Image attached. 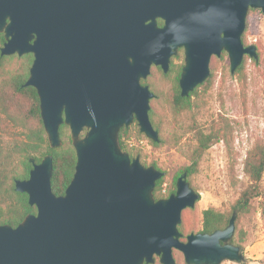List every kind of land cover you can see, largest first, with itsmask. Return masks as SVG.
Instances as JSON below:
<instances>
[{
  "label": "water",
  "instance_id": "1",
  "mask_svg": "<svg viewBox=\"0 0 264 264\" xmlns=\"http://www.w3.org/2000/svg\"><path fill=\"white\" fill-rule=\"evenodd\" d=\"M251 9L264 14V0H0V54L33 55L25 86L38 93L49 146L63 145L66 125L77 157L63 196L52 191L53 156L30 158L15 190L37 213L17 227L0 224V264H176L174 250L186 264L246 263L232 242L237 212L223 230L181 241L182 212L200 194L184 172L176 193L157 200L166 173L131 158L119 135L136 122L160 142L155 93L142 81L153 67L167 74L181 50L182 97L210 77L213 57L226 53L231 75L245 56L258 60L257 47L242 42Z\"/></svg>",
  "mask_w": 264,
  "mask_h": 264
},
{
  "label": "rangeland",
  "instance_id": "2",
  "mask_svg": "<svg viewBox=\"0 0 264 264\" xmlns=\"http://www.w3.org/2000/svg\"><path fill=\"white\" fill-rule=\"evenodd\" d=\"M246 23L247 27L242 37L245 36L247 45L256 44L263 56L264 14L258 10L250 11ZM173 59L175 65H184L183 51ZM12 67H14L13 63L7 65V69ZM211 67L215 70L214 86L205 96L207 104L203 109L180 114L174 113L167 102L173 91L174 75L164 79L158 70L152 68L147 80L162 93V98L156 101L152 99L150 102L151 110H154V118L160 127L159 146H154L152 141L141 134L136 124L128 128L130 132L127 143L134 149V158L140 156L145 166L156 165L160 171L166 173L161 192L167 194L180 171L191 165L190 156L196 147L197 132L199 130L207 132L211 123L221 116L231 120L235 130L232 149H229L224 142L211 147L204 154L198 171L188 179L191 187L200 194V200L195 208L185 209L182 212V222L179 226L184 227L185 236L202 231L204 210L214 207L228 213L232 209L240 192L249 185V179L244 173V160L254 145L264 144L262 64L257 65L253 59H248L246 91L241 89L238 80L231 75L230 63L226 65L222 56L213 57L210 69ZM14 138L13 130L5 128L0 123V153L1 148L10 146ZM8 174V170L0 165V177L3 178ZM261 200L258 198L253 202V215L240 224L247 233V240L240 244L247 259L244 264H264V217ZM173 254L176 264H186L181 252L174 250ZM155 264H161L158 257ZM222 264L238 263L226 261Z\"/></svg>",
  "mask_w": 264,
  "mask_h": 264
},
{
  "label": "trees",
  "instance_id": "3",
  "mask_svg": "<svg viewBox=\"0 0 264 264\" xmlns=\"http://www.w3.org/2000/svg\"><path fill=\"white\" fill-rule=\"evenodd\" d=\"M250 11L254 10L251 9ZM4 42V35L0 34V49ZM242 42L245 47L249 46L245 42V36L242 37ZM253 45L257 47L259 55V59H253V61L255 64L261 63L263 66L264 91V54L262 56L258 46L256 44ZM248 59L251 58L249 56L244 57L243 63L234 75L243 91H246L248 86V71L246 67ZM33 60L32 54L22 57L18 55L1 56L0 54V123L5 128L13 130L15 135L12 144L5 149L1 148L0 153V165L5 167L9 172L5 177H0V224H8L12 227H17L27 215L37 213V208L29 204L28 195L16 192L15 190L16 180H25L30 176V171L33 169L30 158H34L36 163H40L46 155L53 156L51 186L56 196L65 195L74 177L77 162L76 152L71 141L70 129L66 125H62L60 128L63 145L56 149H52L49 146L41 117L38 93L35 88L25 86ZM222 60L226 62V65H229V58L226 53H223ZM12 63L14 67L7 69V65ZM182 67L183 64L175 65L174 59H172L171 67L167 74L160 67H153L155 70H158L164 79H168L174 75L173 91L170 93L167 102L170 109L176 114L194 109H203L207 104L205 103V96L214 86L215 70L211 67V76L206 82L200 85L188 97H182L179 86ZM143 83L148 85L155 93V98L152 101L162 98V93L149 80ZM150 119L154 128L160 131V127L154 118L153 109L150 111ZM234 131L231 120L224 116L214 120L207 132L199 130L196 134V147L190 156L191 165L180 171L167 194L161 192L164 179L162 178L157 181L154 191L156 199L166 198L176 193V181L180 174L187 172L188 179H190L198 171L204 154L211 147L224 142L229 149H232ZM129 132L128 128H122L119 142L122 149L127 151L131 158H134V149L130 148L127 143ZM152 144L159 146L158 143L153 142ZM155 167L160 170L156 165ZM244 173L249 179V185L240 192L238 199L228 213H224L214 207L204 210L202 213L201 232L212 234L217 230L226 228L233 213L237 212L236 234L232 242L238 246L247 240V233L240 227V224L242 221L251 218L254 211L253 202L258 198L262 199L261 208L264 217V144L257 143L248 152L244 160ZM179 231L183 234L181 241L185 242L188 235H184V227L179 226ZM240 247L243 251V247Z\"/></svg>",
  "mask_w": 264,
  "mask_h": 264
},
{
  "label": "flooded vegetation",
  "instance_id": "4",
  "mask_svg": "<svg viewBox=\"0 0 264 264\" xmlns=\"http://www.w3.org/2000/svg\"><path fill=\"white\" fill-rule=\"evenodd\" d=\"M157 23H158V26H160V27H163V26H164V21L161 20V19H159V20L157 21ZM160 24H161V25H160ZM181 51H182V50H181ZM144 81H146V80H143V81H142V84H143V85H146V84L143 83ZM134 124L137 125L136 122H135ZM137 126H138V125H137ZM129 128H130V127H129ZM180 176H181V174H180ZM180 176H179V177H180ZM179 177H178V178H179ZM178 178H177V180H178ZM187 180H188V176H187ZM176 186H177V181H176ZM176 189H177V187H176ZM176 191H177V190H176ZM171 195H172V194H171ZM171 195H170V196H171ZM170 196H169V197H170ZM169 197H166V198H169ZM188 209H190V208H188ZM191 234H192V233H191ZM189 235H190V234H189Z\"/></svg>",
  "mask_w": 264,
  "mask_h": 264
},
{
  "label": "built area",
  "instance_id": "5",
  "mask_svg": "<svg viewBox=\"0 0 264 264\" xmlns=\"http://www.w3.org/2000/svg\"><path fill=\"white\" fill-rule=\"evenodd\" d=\"M163 192H165V191H163Z\"/></svg>",
  "mask_w": 264,
  "mask_h": 264
}]
</instances>
